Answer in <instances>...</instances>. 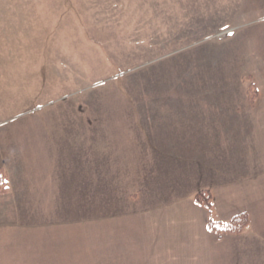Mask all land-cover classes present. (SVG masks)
Wrapping results in <instances>:
<instances>
[{
    "label": "rangeland",
    "instance_id": "obj_1",
    "mask_svg": "<svg viewBox=\"0 0 264 264\" xmlns=\"http://www.w3.org/2000/svg\"><path fill=\"white\" fill-rule=\"evenodd\" d=\"M182 102L229 119L219 145L264 171V0H0V137L25 139L11 176L0 169V262L264 261V172L261 190L241 185L254 223L211 231L194 142L160 136ZM32 119L51 152L75 155L60 189L36 188Z\"/></svg>",
    "mask_w": 264,
    "mask_h": 264
},
{
    "label": "crops",
    "instance_id": "obj_2",
    "mask_svg": "<svg viewBox=\"0 0 264 264\" xmlns=\"http://www.w3.org/2000/svg\"><path fill=\"white\" fill-rule=\"evenodd\" d=\"M188 103L191 104L189 105ZM196 104L198 103L194 104L193 102H182V104H179V106L170 107V109L176 108L177 110L172 112L170 111L168 113V118L171 119L167 120L165 123L161 121L162 126H167L160 129V136L167 135V140H174L172 145H175V149L177 148V150L182 149L181 145L185 144V141L194 142L192 156L196 157V159H194L193 162L191 161V165H194L192 174L197 175V180L202 185H204V189L208 188L211 190L213 197L212 214L215 219L226 221L235 214L245 212L249 214L251 222L254 223V212L258 208L259 203H257L255 200L252 202V204H250L247 202L246 198V201L241 199V190L243 188H247L245 186L242 188L241 185L242 182L251 181L253 184L259 183L260 189L262 187L261 182L264 172L263 167L256 168L254 172H248L249 164L244 158L237 159L238 156L232 157L230 151H227L226 146H224L222 142H220L219 145L216 139H222V135L229 133L227 132L228 130L226 128V125L230 124L229 119H213L210 116L204 114L203 111H184L185 109L189 108L197 110L199 108L205 109L204 106L199 107L196 106ZM29 125L32 135L31 145L33 147L32 149L34 150L33 160L35 165L38 166V186L36 188L42 191L51 188L60 189L66 186L67 180L70 182L69 174H71L72 171L70 164L72 162V158H74L75 155H73L72 152L68 153L67 151L66 153L64 152L65 150L60 151L58 149H55L54 152H51L53 150L47 148V144L49 143V135L43 130H40V127L43 126L40 120L32 119L31 124ZM205 125H207L206 128H204ZM212 125H216L218 128H212ZM200 126H202V128H200ZM212 134H215V136H212ZM11 135L14 138H11L10 134H5L2 138L0 137V169L6 172L7 177L8 174L10 175V172H13V168L20 164L23 158V153L17 149V143L20 142L23 145L25 141V139L22 140V131L20 134ZM214 146H216V149L219 152L215 155H212L210 152V155L207 156L204 151H211V148ZM170 155H172V157L182 158L179 152H175V154L172 153ZM181 161L184 165L185 161L183 159H177L176 161L172 162L179 166ZM242 169H244L246 178H243V176L242 178H240V176H233L234 173H238ZM10 176L9 184H11ZM7 194H9V192ZM57 196L61 198L60 191ZM235 200H239L241 202L234 204ZM194 205L199 212L205 213L206 210L198 205L195 201ZM252 223L251 226L253 225ZM250 229L251 227L247 230L248 232L246 231L247 233L245 232L246 234L244 241L254 237ZM203 231L205 234L214 235L207 229L206 223L203 225ZM263 235L264 234L261 233V236ZM213 237L216 240L219 239V241L223 243H225L227 239H237L236 236L231 237L227 235H225L223 238L220 236L217 238L216 235ZM220 244L223 248L224 245H222V243ZM262 250L264 251L263 246ZM0 264L2 263L0 262ZM133 264H264V261L256 262L248 259H236L228 262L193 260L134 262Z\"/></svg>",
    "mask_w": 264,
    "mask_h": 264
},
{
    "label": "trees",
    "instance_id": "obj_3",
    "mask_svg": "<svg viewBox=\"0 0 264 264\" xmlns=\"http://www.w3.org/2000/svg\"><path fill=\"white\" fill-rule=\"evenodd\" d=\"M194 198L199 204L203 205L210 211L211 197H210L209 191H205V190L200 191L195 195ZM249 222L250 221H249V217L247 213L243 212V213L234 215L227 221H218V220H213L212 218H209L207 222V226L211 231L217 234H239L246 227L249 226Z\"/></svg>",
    "mask_w": 264,
    "mask_h": 264
}]
</instances>
